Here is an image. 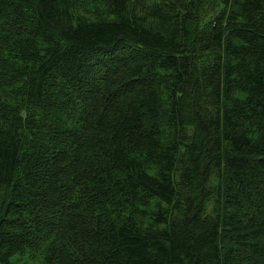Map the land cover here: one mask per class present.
Instances as JSON below:
<instances>
[{"label":"trees","instance_id":"16d2710c","mask_svg":"<svg viewBox=\"0 0 264 264\" xmlns=\"http://www.w3.org/2000/svg\"><path fill=\"white\" fill-rule=\"evenodd\" d=\"M264 264V0H0V264Z\"/></svg>","mask_w":264,"mask_h":264},{"label":"rangeland","instance_id":"374dc122","mask_svg":"<svg viewBox=\"0 0 264 264\" xmlns=\"http://www.w3.org/2000/svg\"><path fill=\"white\" fill-rule=\"evenodd\" d=\"M14 264H39L37 259L28 258L23 256L21 259H17L13 262Z\"/></svg>","mask_w":264,"mask_h":264}]
</instances>
